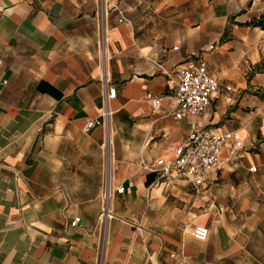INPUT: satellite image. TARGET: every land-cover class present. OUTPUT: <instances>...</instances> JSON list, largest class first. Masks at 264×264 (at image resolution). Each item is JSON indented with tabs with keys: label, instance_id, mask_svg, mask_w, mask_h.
<instances>
[{
	"label": "crops",
	"instance_id": "crops-1",
	"mask_svg": "<svg viewBox=\"0 0 264 264\" xmlns=\"http://www.w3.org/2000/svg\"><path fill=\"white\" fill-rule=\"evenodd\" d=\"M263 17L264 0H0V264H264ZM190 60L219 94L178 121L153 62ZM191 123L243 147L199 190L152 185Z\"/></svg>",
	"mask_w": 264,
	"mask_h": 264
},
{
	"label": "built area",
	"instance_id": "built-area-1",
	"mask_svg": "<svg viewBox=\"0 0 264 264\" xmlns=\"http://www.w3.org/2000/svg\"><path fill=\"white\" fill-rule=\"evenodd\" d=\"M118 14V23H125L122 13L118 12ZM153 64L166 77L167 88L171 90L172 115L178 121L186 116L195 119L201 117L219 94V84L209 73L204 62L190 60L174 72L164 69L161 63L153 62ZM103 97L105 102L114 98L115 89H107L104 84ZM145 98L151 101L155 108L160 106L162 100L161 97L152 94H146ZM109 115L105 107L99 120H90L85 124L83 133H89L95 126L105 124ZM107 143L108 141L105 144L106 155H108ZM242 147L243 142L236 132L214 128L200 129L196 123H191L184 141L175 148L174 158L170 161L158 160L155 167L149 170L154 175L152 185L163 182L166 187L188 185L199 190L214 170L222 150L229 148L230 153L236 158L237 151ZM250 171L255 172V168L252 167ZM115 193L122 194L123 188H116ZM107 194L109 189L107 190L106 187L102 195L104 200L107 199ZM107 218H110V215L105 205L98 217L101 228ZM78 222L79 219L76 218L70 224L74 227ZM192 237L198 241H205L208 230L198 226L192 231Z\"/></svg>",
	"mask_w": 264,
	"mask_h": 264
},
{
	"label": "trees",
	"instance_id": "trees-1",
	"mask_svg": "<svg viewBox=\"0 0 264 264\" xmlns=\"http://www.w3.org/2000/svg\"><path fill=\"white\" fill-rule=\"evenodd\" d=\"M251 24L253 26H255V27H260L261 29L264 30V17L261 18L260 20H257V21L252 22ZM152 176H154V175H152ZM151 179H152V177L149 176L147 182H149Z\"/></svg>",
	"mask_w": 264,
	"mask_h": 264
}]
</instances>
